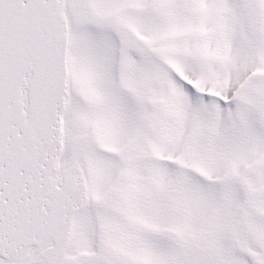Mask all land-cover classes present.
<instances>
[{"label": "snow or ice", "instance_id": "1", "mask_svg": "<svg viewBox=\"0 0 264 264\" xmlns=\"http://www.w3.org/2000/svg\"><path fill=\"white\" fill-rule=\"evenodd\" d=\"M0 264H264V0H0Z\"/></svg>", "mask_w": 264, "mask_h": 264}]
</instances>
